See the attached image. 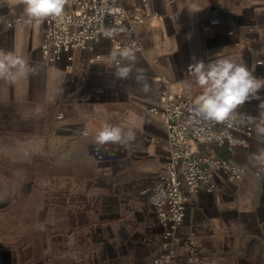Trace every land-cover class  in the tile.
Instances as JSON below:
<instances>
[{"label": "crops", "instance_id": "crops-1", "mask_svg": "<svg viewBox=\"0 0 264 264\" xmlns=\"http://www.w3.org/2000/svg\"><path fill=\"white\" fill-rule=\"evenodd\" d=\"M120 1L129 15L141 6V0ZM24 8L23 0H0V50L31 68L15 82L0 79V159L48 168L49 264H153L163 251L162 231L145 191L164 172L168 141L166 124L151 107L163 80L194 100L201 90L189 65L218 53L264 78V63L258 64L264 61V0H149L152 17L138 27L142 50L120 61L132 67L128 78L115 76L118 58L109 59L115 51L108 39L47 63L40 50L45 24H24ZM214 19L219 23L211 25ZM258 95L237 109L254 125L264 120V89ZM105 123L131 129L134 139L96 144ZM260 147L264 138L254 130L233 153L210 151L246 171L237 182L220 174L211 191L190 193L173 264H186L182 242L188 238L206 264H264V165L251 162Z\"/></svg>", "mask_w": 264, "mask_h": 264}, {"label": "built area", "instance_id": "built-area-1", "mask_svg": "<svg viewBox=\"0 0 264 264\" xmlns=\"http://www.w3.org/2000/svg\"><path fill=\"white\" fill-rule=\"evenodd\" d=\"M151 17L149 0H141V6L133 15L128 14L120 0H68L61 17L44 20L42 57L47 63H57L65 53L91 50L104 39L112 43L115 52L128 47L136 55L142 50L138 27ZM210 23L216 25L219 19ZM7 26L11 28L13 24L7 23ZM120 28L125 31L111 37L106 35L111 29ZM117 58L115 64L120 65L122 58ZM163 83L158 104L151 107V112L166 124L168 159L153 188L145 191L150 194V203L162 231L163 251L153 264L174 263L176 246L180 244L177 233L186 218L190 193L211 191L213 179L220 174L230 182H237L246 171L243 165L210 151L220 149L233 153L241 149L253 137L256 126L238 110L228 121H206L193 111L194 100L171 91L169 81L163 80ZM260 123L264 120L257 124ZM182 247L186 250V264H206L199 257L193 240H184Z\"/></svg>", "mask_w": 264, "mask_h": 264}, {"label": "clouds", "instance_id": "clouds-1", "mask_svg": "<svg viewBox=\"0 0 264 264\" xmlns=\"http://www.w3.org/2000/svg\"><path fill=\"white\" fill-rule=\"evenodd\" d=\"M68 0H23L26 19L24 24L39 25L46 18H59L64 13ZM123 32L125 29H111L106 35L111 37L114 33ZM134 60L130 48L125 47L118 52H112L111 61L117 57ZM264 63V61H258ZM31 68L28 62L16 56L13 52L0 50V79L15 82L29 74ZM132 71L131 66H119L117 63L115 76L117 78H128ZM189 75L194 83L200 88V94L193 101L195 114L206 120L214 122H225L232 119L239 106L252 99H260L258 93L264 89V78H257L249 67L241 60L228 56H220L208 63L198 61L188 68ZM260 117L264 119V101L259 105ZM254 122V118L249 117ZM256 134L264 138V123L256 124ZM87 135V131L83 133ZM135 137L134 131L129 129L127 133L119 125L105 123L95 135V143L105 145L107 143H125ZM251 162L264 165V147L252 153Z\"/></svg>", "mask_w": 264, "mask_h": 264}, {"label": "rangeland", "instance_id": "rangeland-1", "mask_svg": "<svg viewBox=\"0 0 264 264\" xmlns=\"http://www.w3.org/2000/svg\"><path fill=\"white\" fill-rule=\"evenodd\" d=\"M49 175L43 162L21 168L0 159V264H49L52 217L44 208Z\"/></svg>", "mask_w": 264, "mask_h": 264}]
</instances>
